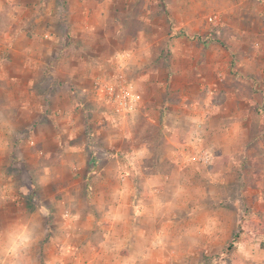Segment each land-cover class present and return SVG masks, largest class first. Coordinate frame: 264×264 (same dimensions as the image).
Masks as SVG:
<instances>
[{
    "label": "crops",
    "instance_id": "0c3cea01",
    "mask_svg": "<svg viewBox=\"0 0 264 264\" xmlns=\"http://www.w3.org/2000/svg\"><path fill=\"white\" fill-rule=\"evenodd\" d=\"M243 1L231 0L236 9L241 7L240 13L247 11L242 6ZM58 2L60 0H0V98H3L0 110H17V114L26 110L39 116L42 107L37 104L32 87L39 71L46 70V65L50 67L49 62L58 54L73 53V45L63 52L57 48L60 36L55 28L61 9L68 22L64 26V38L70 41L73 37L85 40L89 35L91 25L86 21L89 5L97 13L105 10V6L107 11L114 12L113 0H63L61 6ZM255 2L262 5L257 10L263 25L261 31L246 29L242 21L233 22L229 16L232 5L212 10L222 15L218 16L221 28L230 32L227 45L234 48L226 54L229 69H225L224 74L210 67L201 71L199 68L181 69L180 73L188 76L193 72L200 77L207 71L212 76L214 72L219 77L224 76L223 90L227 98L223 103L209 99L194 102L187 117L180 114L175 120L166 118L161 125L163 142L156 155L159 158L154 163L155 168L145 164L153 152L144 145L126 155V158L131 156V163L117 157L102 162L90 173L87 168L69 165L66 171L71 180L63 185L67 192L56 202L55 210L39 206L32 212L19 211L21 192L8 196L7 186L0 188V264H264V249L242 242L237 245L239 260L237 256L225 262L215 259L216 254L224 250L219 243L221 238H228L218 228L224 219L221 204L232 203L226 198V183L228 178L239 180L234 171L242 165L249 148L250 118L253 114L256 116V110L260 111L263 105L257 76L264 77V8L263 1ZM194 6L183 5V8L188 14V9L190 12L196 9ZM77 14L84 19L79 26L75 23ZM193 21L197 23L199 18ZM186 24L190 29L196 28L191 22ZM246 38L262 48L254 55L246 54L242 51V46L249 44ZM182 40L175 41L174 48L181 52L173 53V59L203 60L200 54L185 52L188 45L199 52L198 44ZM205 56L208 62L215 54L208 52ZM249 65L255 72L248 70ZM228 81L233 84L228 85ZM199 83L200 79H195L197 87ZM244 84H248L246 96H243ZM215 85L216 79L211 86ZM211 86L207 87L208 93ZM51 111L52 106L48 120L53 118ZM142 113L145 120L152 122L145 107ZM257 116L264 124L259 114ZM189 123L195 127L203 125L201 134L212 149L216 150L217 136L237 145L231 154L227 153L229 159L224 170L199 174L198 166L188 162L192 153V148L187 147L188 140L197 135H189L191 128L185 129ZM212 125L217 127L214 129ZM183 139L187 143H182ZM31 141L35 144L37 139L33 136ZM43 172L51 173V167L45 166ZM9 206L12 212L7 211ZM246 234L247 230H242L240 237H247ZM248 246L253 250H248ZM252 252L255 254L249 255Z\"/></svg>",
    "mask_w": 264,
    "mask_h": 264
},
{
    "label": "rangeland",
    "instance_id": "374dc122",
    "mask_svg": "<svg viewBox=\"0 0 264 264\" xmlns=\"http://www.w3.org/2000/svg\"><path fill=\"white\" fill-rule=\"evenodd\" d=\"M62 1L58 2L59 6ZM255 1H243L242 6L247 9L244 13H240L241 7L236 9L231 0H194L193 3L190 0H113L114 12L107 11L105 6V10L99 13L92 11V5H89L90 12L86 18L87 25H91L89 35L85 40L73 37L72 41L64 38V26L68 22L67 15L60 8L55 28L60 36V47L57 48L63 52L73 45V53L58 54L53 62H49L50 67L46 65V70L43 68L39 71L37 82L32 86L36 102L42 107L39 116L26 110L19 111V114L17 110H0V188L7 186L8 196L21 192L19 211L32 212L39 206L55 210L56 202L67 192L63 185L71 180L66 171L69 165L87 168L90 173L102 162H110L117 157L131 163V156L126 158V155L130 150H138L144 145L153 152L145 164L155 168L154 163L159 158L156 155L163 142L161 125L166 118L175 120L180 114L187 117L194 102L209 99L223 103L227 98L223 90L224 76L219 77L214 71V76L203 71L200 77L194 76L193 72L188 76L180 73L181 69L199 68L201 71L212 68L224 74L225 69H229L226 54L229 55V49L234 48L227 45L230 32L221 28L218 16L222 15L212 10L214 7H217L216 10L226 6L231 8L232 5L233 11L229 16L233 22L242 21L246 29L261 31L263 25L257 17V10L262 5H257ZM262 1L264 8V0L258 3ZM183 5L189 8L195 5L197 11L190 12L188 9L187 14ZM79 17L78 14L75 17L77 26L84 20ZM195 18H199L197 23L193 21ZM187 22L196 25V28H188ZM80 32L77 29L82 36ZM66 36L69 39L68 34ZM178 38L198 44L199 52H194L193 46L191 50V45L185 52L200 54L203 60L173 59V53L181 52L174 48ZM245 42L249 44L242 46V51L248 55H254L262 48L247 38ZM208 52L215 54V57L207 62L204 55ZM211 63L214 66L211 67ZM246 67L250 72H255L253 66ZM119 73L123 74L132 92L138 96L135 110L126 115L115 112L96 97L98 87ZM195 79H200L198 87ZM215 79L216 85L211 86ZM257 79L263 105L256 113L264 120V77L257 76ZM231 84L233 81H228V85ZM209 86L210 93L207 92ZM242 90L243 96H246L248 84H244ZM261 95L256 96L260 101ZM12 97L15 99V96ZM29 99L32 100V96ZM50 106L53 107V118L48 120ZM144 107L152 122L144 119ZM257 115L253 114L250 118L246 157L234 171L239 180L228 178L226 183V198L236 206H232V203L221 204V214L225 220L220 222L218 228L228 238L222 237L219 242L224 250L216 254L217 261H228L231 256H237L239 260L237 245L242 243L257 244L264 249V124L259 122ZM32 121L37 123L31 124ZM202 127H195L191 123L185 127L192 129L189 135L197 133L193 138L188 136L187 147L192 148L188 162L198 166L199 174L206 175L213 169L224 170L228 154L237 145L217 136L216 150L212 149L201 134ZM212 127L215 129L217 125ZM33 136L37 139L35 144L31 141ZM257 137L260 139L257 140ZM182 143L187 142L183 139ZM200 148L208 150V164L191 159ZM45 166L51 167V173L43 172ZM7 211L13 210L9 206ZM242 227V230H247V237H240ZM255 232L256 235H253ZM247 248L253 250L249 246Z\"/></svg>",
    "mask_w": 264,
    "mask_h": 264
},
{
    "label": "built area",
    "instance_id": "2783aa9c",
    "mask_svg": "<svg viewBox=\"0 0 264 264\" xmlns=\"http://www.w3.org/2000/svg\"><path fill=\"white\" fill-rule=\"evenodd\" d=\"M96 97L122 115L134 111L138 100V96L132 92L122 73L115 74L110 81L101 84L96 90ZM191 159L208 164L210 154L205 148H200L196 156Z\"/></svg>",
    "mask_w": 264,
    "mask_h": 264
}]
</instances>
